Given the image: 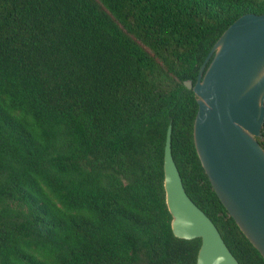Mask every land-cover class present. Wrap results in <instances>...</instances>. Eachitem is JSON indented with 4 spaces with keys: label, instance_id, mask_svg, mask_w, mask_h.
Returning a JSON list of instances; mask_svg holds the SVG:
<instances>
[{
    "label": "trees",
    "instance_id": "1",
    "mask_svg": "<svg viewBox=\"0 0 264 264\" xmlns=\"http://www.w3.org/2000/svg\"><path fill=\"white\" fill-rule=\"evenodd\" d=\"M247 13L264 0H0V264H196L166 206L168 126L188 197L264 264L200 164L184 86Z\"/></svg>",
    "mask_w": 264,
    "mask_h": 264
},
{
    "label": "water",
    "instance_id": "2",
    "mask_svg": "<svg viewBox=\"0 0 264 264\" xmlns=\"http://www.w3.org/2000/svg\"><path fill=\"white\" fill-rule=\"evenodd\" d=\"M184 86L198 105L193 142L200 164L228 215L264 259V150L258 142L264 126V13L236 19L213 45L194 85L188 80ZM163 170L173 234L201 241L196 264H239L185 192L171 154V126Z\"/></svg>",
    "mask_w": 264,
    "mask_h": 264
}]
</instances>
